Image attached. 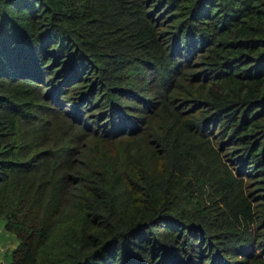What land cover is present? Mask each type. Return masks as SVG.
<instances>
[{
  "label": "trees",
  "instance_id": "obj_1",
  "mask_svg": "<svg viewBox=\"0 0 264 264\" xmlns=\"http://www.w3.org/2000/svg\"><path fill=\"white\" fill-rule=\"evenodd\" d=\"M10 264H264V0H0Z\"/></svg>",
  "mask_w": 264,
  "mask_h": 264
},
{
  "label": "rangeland",
  "instance_id": "obj_2",
  "mask_svg": "<svg viewBox=\"0 0 264 264\" xmlns=\"http://www.w3.org/2000/svg\"><path fill=\"white\" fill-rule=\"evenodd\" d=\"M5 220L0 218V264H10L11 253L17 247L15 236L4 229Z\"/></svg>",
  "mask_w": 264,
  "mask_h": 264
}]
</instances>
